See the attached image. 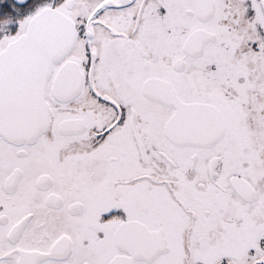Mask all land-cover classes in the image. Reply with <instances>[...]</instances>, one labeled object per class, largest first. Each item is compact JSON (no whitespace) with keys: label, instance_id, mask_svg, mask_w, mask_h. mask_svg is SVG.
Segmentation results:
<instances>
[{"label":"snow or ice","instance_id":"6c2138e0","mask_svg":"<svg viewBox=\"0 0 264 264\" xmlns=\"http://www.w3.org/2000/svg\"><path fill=\"white\" fill-rule=\"evenodd\" d=\"M0 264H264V0H0Z\"/></svg>","mask_w":264,"mask_h":264}]
</instances>
